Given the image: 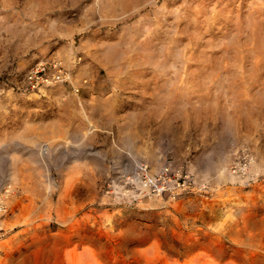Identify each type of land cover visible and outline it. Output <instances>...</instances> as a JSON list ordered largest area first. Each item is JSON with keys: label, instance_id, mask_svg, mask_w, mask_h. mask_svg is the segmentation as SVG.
Instances as JSON below:
<instances>
[{"label": "rangeland", "instance_id": "obj_1", "mask_svg": "<svg viewBox=\"0 0 264 264\" xmlns=\"http://www.w3.org/2000/svg\"><path fill=\"white\" fill-rule=\"evenodd\" d=\"M0 202V264H264V0H0Z\"/></svg>", "mask_w": 264, "mask_h": 264}, {"label": "built area", "instance_id": "obj_2", "mask_svg": "<svg viewBox=\"0 0 264 264\" xmlns=\"http://www.w3.org/2000/svg\"><path fill=\"white\" fill-rule=\"evenodd\" d=\"M70 79V72L58 61H39L25 74L24 83L30 90H36L53 83L66 82ZM77 91L78 89L75 88ZM167 171L164 170V173ZM6 211L5 205L0 202V217ZM2 229L0 227V238Z\"/></svg>", "mask_w": 264, "mask_h": 264}]
</instances>
